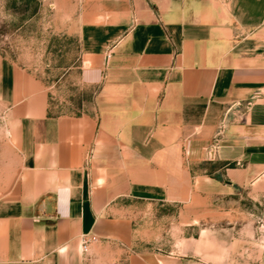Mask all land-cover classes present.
I'll return each instance as SVG.
<instances>
[{
	"label": "crops",
	"instance_id": "obj_1",
	"mask_svg": "<svg viewBox=\"0 0 264 264\" xmlns=\"http://www.w3.org/2000/svg\"><path fill=\"white\" fill-rule=\"evenodd\" d=\"M70 12L79 53L64 75L80 100L57 101L0 56L17 158L0 194V264H215L195 253L262 251L258 230L227 236L210 222L225 219L224 195L256 191L264 175V0H74ZM180 205L190 226H209L179 245L171 229H147L152 210L171 219L162 210ZM81 233L99 238L88 256Z\"/></svg>",
	"mask_w": 264,
	"mask_h": 264
},
{
	"label": "rangeland",
	"instance_id": "obj_2",
	"mask_svg": "<svg viewBox=\"0 0 264 264\" xmlns=\"http://www.w3.org/2000/svg\"><path fill=\"white\" fill-rule=\"evenodd\" d=\"M73 4L74 0H0V56L4 63L28 73L37 83L48 87L52 96L63 103L84 97L74 76L64 75L68 68L76 64L79 53L75 19L70 12ZM62 110L65 111V107ZM5 111V106L0 104V194L5 191L11 180V170L17 164L15 151L10 145L12 140L9 141L7 137ZM252 187L259 189L251 192V187H248L224 195L222 202L215 206L220 212H226V217L211 221V230H216L218 234L222 227L220 232H225L227 236L230 233L239 235L241 231L250 234L258 230L264 240V175ZM202 209V206H195L196 218ZM162 211L171 213L165 215H172V218L160 220L161 215L157 214L158 220L155 221V211L152 210V216L147 219V229L153 234L156 227L171 229L178 245L184 244L181 237L187 233L197 235L200 229L209 226V222L203 219L190 226L193 223L192 210L181 205ZM150 239L153 243L154 235ZM204 256L206 262L210 260L215 264H219L222 257L228 264H262L264 249L242 253H195L196 258Z\"/></svg>",
	"mask_w": 264,
	"mask_h": 264
},
{
	"label": "built area",
	"instance_id": "obj_3",
	"mask_svg": "<svg viewBox=\"0 0 264 264\" xmlns=\"http://www.w3.org/2000/svg\"><path fill=\"white\" fill-rule=\"evenodd\" d=\"M98 241H99V238L92 233H81L78 237L80 252L84 254L85 256H88L87 254H88V251L90 250L91 245L97 243ZM87 258L83 264H97V263L88 261ZM103 264H122V263L117 262L115 260H111Z\"/></svg>",
	"mask_w": 264,
	"mask_h": 264
}]
</instances>
